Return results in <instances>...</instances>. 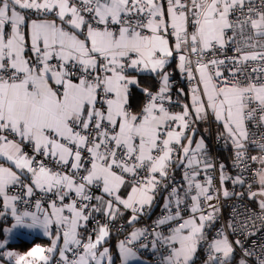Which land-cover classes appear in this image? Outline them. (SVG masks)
Here are the masks:
<instances>
[{
  "label": "snow or ice",
  "instance_id": "1",
  "mask_svg": "<svg viewBox=\"0 0 264 264\" xmlns=\"http://www.w3.org/2000/svg\"><path fill=\"white\" fill-rule=\"evenodd\" d=\"M141 73L155 91L141 87ZM184 82L188 93L174 98ZM132 86L145 96L138 111ZM213 123L235 175L211 156L209 128L200 133ZM0 160L9 165L0 163V198L14 221L2 231L39 226L50 238L26 256L0 242V260L50 264L58 251L56 264H114L100 250L110 225L127 213L134 227L165 191L152 230L134 227L119 241L120 264H143L149 247L156 264H194L201 249L202 264H264V243L245 246L264 231V0H0ZM17 186L27 197L52 194L50 211L40 200L19 211L29 200L9 194ZM233 198L210 238L221 201Z\"/></svg>",
  "mask_w": 264,
  "mask_h": 264
},
{
  "label": "built area",
  "instance_id": "2",
  "mask_svg": "<svg viewBox=\"0 0 264 264\" xmlns=\"http://www.w3.org/2000/svg\"><path fill=\"white\" fill-rule=\"evenodd\" d=\"M229 54L231 55V52H229ZM173 81L174 82H178L179 79H173ZM178 84L179 83H176V86ZM185 86L188 88L187 82H185ZM174 90H175V88H173V97H174ZM249 128L251 130H253V131L256 130L251 123H249ZM207 146H208V149L210 150L211 156L216 159L217 163L223 162L225 165H227L229 173L232 174V175H235V171L232 168V149H231V145H225L223 139H221L219 142H217V135H213L212 138L210 139L209 143H207ZM25 151L31 152V149L30 148H26ZM258 154L259 153L257 151H255V150H252V151L249 152V155H258ZM38 160H39V158H38ZM258 167H259V165L255 164V163H253L251 165L252 172L246 174V176L249 178V183L252 182V180H251L252 173H254L255 169L258 168ZM174 176H175L176 182H180L181 181L182 174H181L180 171H176L174 173ZM214 183L218 184V174H216V179L214 180ZM227 186H228L229 189L232 188V185L230 183ZM258 189H259L258 183L253 184L252 190L253 191H257ZM242 190L246 191L247 190V185L244 186V189L237 188L238 192L242 191ZM24 191H25L24 189H20L18 186L17 187H11V189H10V192L13 195H20L22 200L23 199L29 200V204L28 205H24L21 202H17V206L18 207L33 208L35 206V202L37 200H40L41 204H42V207H45L46 205H48L54 199L52 194H48L47 196H45L44 194L40 193V191L34 192V195L32 197H27V196L24 195ZM96 192H98V191H95V194H96ZM165 194H166L165 191H161L159 197L157 198V201H156L157 204L156 205H158V206L160 205L161 200L164 198ZM221 203H222L223 206H222L221 212H220V219L215 222L214 227L211 229L212 234L215 233L216 229H219L221 227V224H226L227 223V221L229 220L230 212H231V206L236 203V200H235V198L230 199V200H226V201L222 200ZM242 203L245 204L247 207H249L251 209L258 210L257 209V204L254 203V202L249 201L247 199V196L245 197V199H244V201ZM161 208L162 207H159L158 209H156V212H155V215H154L153 218L150 217V213H151L152 210L150 211V213L148 215H145V216L141 217L140 218V227L143 228V227L147 226L149 231H151L153 222L161 214ZM0 212H3V206H2V203H1V198H0ZM185 215H187V213H185ZM97 218L100 220V222H102V217L100 216V214H97ZM7 220H8V217H7L6 214H4L3 216H0V230H1L2 225L5 224L7 222ZM124 226L125 225L123 223L116 222L115 224L112 225V228H113V230L115 232H122L124 230V228H125ZM92 227H93V222L90 221L89 224H88V229L90 230V229H92ZM164 231L166 232L167 228H165ZM84 238H85V240L87 239V234H85ZM229 238H230V240L234 241L237 237L235 235H230ZM241 239H242V237H241ZM253 240L257 241L258 244L264 243V231H261V232L257 233L255 236H253L249 240H247L245 242V246L246 247L251 246ZM199 251H200V255H199V253L196 254V257L194 259V264H200L201 263L199 258H200L201 255H204V252H203L202 249L199 250ZM235 254H236L237 259H239V256L241 254L239 248L236 249V253ZM157 259H158L157 256L151 255V260L153 261V263L156 264Z\"/></svg>",
  "mask_w": 264,
  "mask_h": 264
},
{
  "label": "crops",
  "instance_id": "3",
  "mask_svg": "<svg viewBox=\"0 0 264 264\" xmlns=\"http://www.w3.org/2000/svg\"><path fill=\"white\" fill-rule=\"evenodd\" d=\"M174 68H175V64L172 65V67L169 69V71H171ZM141 74H148V73H141ZM173 79H180L179 73H176L173 76ZM132 87H136V86H132ZM181 87L184 89L185 93H188L189 89L185 86V82L184 83H179L175 87V90H174V98L176 96V89L177 88H181ZM137 89L140 90L139 88H137ZM155 90H153V91H155ZM144 102H145V96H144ZM184 102L185 103H190V95H189L188 98H186L184 100ZM173 110L174 111H179V109H176V108H174ZM199 127H200V133H205V129L206 128H209L210 134H207L206 137H205L206 138V142H208V143H209V141H210V139L212 138L213 135H217V127H215L214 123L211 124L210 126L209 125H206V124H201ZM198 137H199V135L197 136V139H198ZM0 163H3L5 166H9L6 161L0 160ZM13 170H15L14 169V166H13ZM10 189H11V187L8 190L9 191V194L10 195H13L10 192ZM36 191H39V190L38 189H34V192H36ZM129 191H130V188L122 189L121 192H120L121 197L122 198H126ZM99 194H100L99 191L96 192V195H99ZM69 202H71V201L70 200H66L65 201V203H69ZM1 203H2V206H3V199L2 198H1ZM163 203H164V198L161 200V203H160L159 206L158 205H155V207L152 209V211L150 213V217L151 218L154 217V216H152L154 210L158 209L159 207H162ZM57 204H58V206H60L59 201H57ZM48 205H46L44 208H46L48 211H50V208H48ZM18 210L19 211L29 210V211L35 212L36 211V208H35V206L33 208L18 207ZM3 212L8 217L7 222L2 225L1 230H0V239H1L0 242H3L4 243V247H5L4 251H15V252H17L20 255H25L26 256L27 255V252L31 251V249L33 247L39 246V247L47 248V247L50 246V238H45L43 236V229L41 227H39V226L32 227V228H28V227H15V228H12L11 231H9L7 233H4L2 230L4 228H10L11 225L14 223V221H13V219L11 217L10 209L6 210L3 207ZM100 216L102 217V222L101 223L103 224L105 222L104 221V218H103V216L101 214H100ZM129 219H130V214H127L126 213L122 218L117 219L113 224H115L116 222L123 223L125 225V231H124V233L126 235H129L131 233V231L134 230V227L135 228H141L140 227V219H139L138 223L134 227L128 226L127 221ZM113 224L110 225V235H111L112 232L115 233V231L112 228V225ZM52 233H53V236H54L55 235V228H54V226H53ZM211 236H212V231L210 230L209 231V237L211 238ZM92 238L95 239V234L94 233L92 235ZM109 238H110V236H109ZM109 238H107L105 244H108L107 241H108ZM122 239H124V238H122ZM60 243H62V241L58 242V245ZM117 243H118V241L116 240L115 241V244H114V247L115 248L117 246ZM110 253H111V251H110ZM140 254H142L143 256L148 255L150 258H151V255H153L152 250H151L150 247L146 251L145 250H141L140 251ZM111 256L113 258V254L112 253H111ZM204 258H205V256L202 255V260L201 261H203ZM56 259H58V251L53 254V259L50 261V264H56ZM13 260L12 261H8L6 259L5 260H0V264H4V263H6V264H14V261ZM113 261H114V258H113ZM104 264H106V262H104ZM233 264H235V261L233 262Z\"/></svg>",
  "mask_w": 264,
  "mask_h": 264
},
{
  "label": "trees",
  "instance_id": "4",
  "mask_svg": "<svg viewBox=\"0 0 264 264\" xmlns=\"http://www.w3.org/2000/svg\"><path fill=\"white\" fill-rule=\"evenodd\" d=\"M138 79L142 87H151L152 90H155L157 87L155 81L151 78L149 74H139ZM129 102H130V108L133 111H138L144 103V94L140 90H138L136 87H132ZM155 212L156 210H154L152 216L155 215L154 214ZM124 231H125V228L122 232H115V233L112 232L110 235V238L107 241V243L110 245V251L113 254L114 264H116L117 259H118L114 244L117 239L125 238L128 236L124 233ZM198 253L200 255V251H198ZM199 260L200 261L202 260V255L200 256Z\"/></svg>",
  "mask_w": 264,
  "mask_h": 264
},
{
  "label": "rangeland",
  "instance_id": "5",
  "mask_svg": "<svg viewBox=\"0 0 264 264\" xmlns=\"http://www.w3.org/2000/svg\"><path fill=\"white\" fill-rule=\"evenodd\" d=\"M214 125H215V124H214ZM215 127H217V126L215 125ZM215 130H216V129H215ZM198 139H199V137H198ZM0 240H1V239H0ZM120 240H122V238L117 239L118 243H119ZM118 243H117V245H118ZM103 247H108V248L110 249V245L105 244V243L101 246L100 250H102ZM115 249H116V253H117V257H118L116 264H120L119 255H118V247L116 246ZM139 254H140V252H139ZM110 255H111V253H110ZM140 256H141V259H142V261H143V264H155V263H153V261L151 260V258H150L148 255L143 256L142 254H140ZM6 260H7V259H6ZM13 261H14V260H13ZM104 262H106V264H107V260H105ZM104 262H103V264H104ZM4 264H6V263H4ZM200 264H202V261H201Z\"/></svg>",
  "mask_w": 264,
  "mask_h": 264
}]
</instances>
